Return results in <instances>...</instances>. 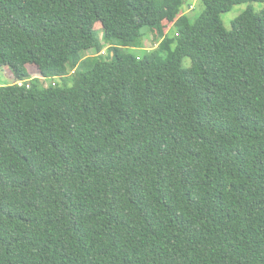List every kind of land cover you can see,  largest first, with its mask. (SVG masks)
Wrapping results in <instances>:
<instances>
[{"label":"trees","instance_id":"16d2710c","mask_svg":"<svg viewBox=\"0 0 264 264\" xmlns=\"http://www.w3.org/2000/svg\"><path fill=\"white\" fill-rule=\"evenodd\" d=\"M202 2L0 0V264H264V0Z\"/></svg>","mask_w":264,"mask_h":264},{"label":"rangeland","instance_id":"374dc122","mask_svg":"<svg viewBox=\"0 0 264 264\" xmlns=\"http://www.w3.org/2000/svg\"><path fill=\"white\" fill-rule=\"evenodd\" d=\"M248 7H252L256 12L259 13L264 9V2L243 3V4L234 6V8L231 11L222 14L221 18H222L224 26L229 30L232 29V21L236 17H238L241 13H243ZM183 9H184V12L188 13L193 19H195L204 11V4L202 0H185ZM99 27L100 25L98 24L97 28ZM171 28H172V23H166V31H168ZM144 30L147 31L148 33L144 39V46L147 49H153L157 47L159 45L160 40L156 38V34L151 31L148 32V28H145ZM104 50H103L104 55H107L108 54L107 47H105ZM132 51L137 52L139 54L143 52L141 51V49H135ZM94 54H95L94 50H88V51H85L84 53L85 56H91ZM183 65L185 67H189L191 65V59L185 58L183 61ZM70 74H73V71H71ZM57 79L59 80V78ZM0 80L3 82H7V83L14 82V78L8 67H0ZM52 81L53 79L49 78L46 80V84H49Z\"/></svg>","mask_w":264,"mask_h":264},{"label":"crops","instance_id":"0c3cea01","mask_svg":"<svg viewBox=\"0 0 264 264\" xmlns=\"http://www.w3.org/2000/svg\"><path fill=\"white\" fill-rule=\"evenodd\" d=\"M28 68H29V70H30V72H31V74L33 76H38L39 75V69H38L37 66L28 65Z\"/></svg>","mask_w":264,"mask_h":264},{"label":"built area","instance_id":"2783aa9c","mask_svg":"<svg viewBox=\"0 0 264 264\" xmlns=\"http://www.w3.org/2000/svg\"><path fill=\"white\" fill-rule=\"evenodd\" d=\"M15 83L18 84V85H23L24 81H15Z\"/></svg>","mask_w":264,"mask_h":264}]
</instances>
